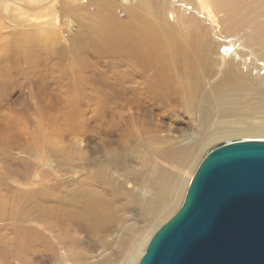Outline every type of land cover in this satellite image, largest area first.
<instances>
[{"label":"bare ground","instance_id":"1","mask_svg":"<svg viewBox=\"0 0 264 264\" xmlns=\"http://www.w3.org/2000/svg\"><path fill=\"white\" fill-rule=\"evenodd\" d=\"M20 1L40 10H30L32 13H29L23 9L26 5L20 7L17 4L14 17L37 21V29L17 32L16 47H10L9 51L16 50V59L25 66L14 65V62L13 67L9 66L12 68L1 69L0 83L20 73L29 78L30 72L35 73L40 68L47 70L54 64L61 80L78 79L80 76L91 79L94 76L87 74L89 70L83 67L87 65L83 54L92 45L93 55L97 60L102 59L105 67L104 71L97 72L99 126L104 123L106 113L118 118L114 125L102 128L107 144L115 143L117 148L111 149L104 140V146L98 149L102 156L97 161V177L94 178L97 182L96 196L86 189L87 192L71 198V208H47V225L57 231L53 236L58 241H65L67 247L64 252H54L52 243L49 245L51 252H40L42 242L39 240L40 243H34V252H0V264H14L29 253L42 264H138L153 234L181 206L198 165L197 159L208 146L223 139L264 140V24L259 28L262 42L258 49L249 48L239 38L218 35L216 43L221 47L222 57L220 55L217 59L213 58L211 42L204 41L205 26L199 20L203 18L199 15L204 13L202 10L216 0H198L200 6L197 8L193 0H170L168 2L172 4L178 2L174 17V10L167 12V0L153 1L152 4L146 0L129 8L130 19L127 21H122L114 13L115 5L120 4L124 8L123 0L119 3L100 0L97 10L83 17L96 22L90 41L79 38L69 46L61 43L66 39L57 30L60 16L54 7L46 4L37 8L47 0ZM75 1L80 0H66V3L72 6ZM95 1L91 0L89 5ZM169 13L174 20H169ZM205 13L206 17H211L209 12ZM97 15L101 17L98 22ZM70 19H64L68 33H72L74 28ZM37 45H40L39 50L46 52L45 56L39 55L41 51ZM66 51L73 54L74 66L80 65L70 66L72 75L68 74L65 66ZM235 56L244 64L255 63L257 76H252L253 73L245 66L233 68L230 60ZM217 64L222 66L221 75L210 83L211 90H206L204 85L210 74L215 72L210 66ZM231 69L236 71L233 76L226 75ZM74 71L83 74L73 76ZM229 82L236 91L223 94L222 90ZM249 92L254 95L256 104L244 109L245 101L240 94ZM215 98L223 99L228 118L214 120V117L225 114L221 111L214 113ZM73 104L78 103L75 101ZM122 106L127 107L126 118L116 111ZM165 118L181 122L184 128L193 127L194 131L171 133L163 130L160 123ZM129 160L137 161L138 166L126 165ZM112 168L116 173L120 170L116 178L123 176V182L132 186L130 190L111 176ZM184 168L189 170L187 177L181 173ZM10 205L0 206L1 219L8 215L16 220L13 200ZM41 211L37 215H41ZM129 216L143 224L137 226L132 222L124 225L120 243L117 236L108 239L119 225L129 220ZM69 230H81L84 236H66L65 231ZM17 231L15 228V235L7 241L16 249ZM96 239L97 252L95 245L91 250L88 247L96 243ZM115 245L120 247L117 251L114 250Z\"/></svg>","mask_w":264,"mask_h":264},{"label":"rangeland","instance_id":"2","mask_svg":"<svg viewBox=\"0 0 264 264\" xmlns=\"http://www.w3.org/2000/svg\"><path fill=\"white\" fill-rule=\"evenodd\" d=\"M90 1H75L71 6L66 3V0H47L46 3L37 6V8L46 6V4L54 7L53 9L60 16L57 30L60 31L58 32L61 33V37L66 39L65 42L62 41L61 43H66L70 46L72 41H77L75 39L80 38L83 41H90L89 37L96 30L95 20L92 21L91 18L84 19L83 17L89 13L93 14L101 1L97 0L89 5ZM119 1L116 0L117 3ZM149 1L152 4L153 1L162 2L163 0ZM123 2H125L124 8L126 9L117 4L114 6V13L122 21H127L130 19L129 8L140 2H146V0H123ZM192 2L196 8L200 6L198 0H193ZM168 3L167 12L178 10V2H173L174 4ZM17 4L20 7L26 5L27 7L23 9L29 11V13H32L30 10H40H37L36 6L24 4L20 0H0V79L3 76L1 69L12 68L14 62V65L25 66L22 62L19 64V60L16 59L18 57L16 50L13 51L11 49L9 51L10 47H13V49L16 47L14 41L17 42V34H19L17 32L22 29L23 31L25 29H37V26H35L37 21L14 17ZM189 5L191 6V4ZM171 7L175 8L172 9ZM174 11L173 17L177 15L176 11ZM202 12L204 13L199 15L203 18H199V20L205 26L204 41L211 42L213 58L218 59L221 55V47L216 43L218 35H229L239 38V41H244L249 48H259V43L262 42L259 37V28L264 24V0H216L214 3L210 2V5ZM205 12H209L211 17H206L207 14ZM171 15L172 13H169L167 17ZM68 18H71L70 20L74 24L72 33H68L64 25V19ZM100 18V15H97V22ZM169 20L172 21L174 19L170 17ZM61 43L56 44L55 47H58ZM37 46L39 50L40 45ZM93 48L92 45H89L83 54V61H86L88 65L83 67L89 70L87 74L94 76L91 79L80 76L77 77L78 79L61 80L55 69L56 64L53 67L49 63L53 68L49 66L50 69L47 70L40 68V70L36 71V69L35 73L30 72L27 75L29 78L20 73L17 77L8 78L0 83V206H9L13 200L15 204L13 208L16 215V220L8 217V215L4 216V219L0 218V252H34L33 247L36 246L34 243H40L39 240L42 242L40 252H51L49 249L51 243L53 244L54 252H64L65 247H67L64 243L65 241H58L53 236L57 231L51 230L47 225V208H71L73 207L70 203L71 198L75 194L81 195L83 191L87 192L86 189H90L92 196L97 195V182L94 178L96 179L97 177V161L101 160L102 156L99 150L104 146L103 142L105 140L102 128L114 125L118 118L106 113L104 123H102L101 127L99 126L101 119L97 117V72L104 71L105 67L102 59H98L99 63L97 56L93 55ZM39 52L40 56L46 55L44 50H39ZM20 53L22 54V52ZM72 56L71 52L67 53L66 51L65 66L68 74L71 75L72 71L70 70L73 68H70V66L75 65ZM229 58H232V56H229ZM12 60L13 62L11 63ZM230 62L233 68L241 67L242 69L245 66L247 70L253 73L252 76H257L255 63L244 64L236 56ZM210 67L215 72L210 74V79L204 85L205 89L209 91L211 90L210 83L221 75L220 69L222 66L217 64ZM233 72L236 71L231 69L226 72V75L233 76ZM82 74L74 71L73 76ZM222 76L225 75L223 74ZM231 82L223 88V94H230L236 91ZM75 86L77 95L75 94ZM240 95L245 101L244 109L250 106L253 107L256 104L252 93ZM75 101L78 104L74 105ZM213 102L215 114L218 111L225 113L214 117V120L220 121L228 118L229 113L226 111L227 108L223 104V99L215 98ZM116 111L125 116L128 110L126 106H122L117 108ZM160 124L164 126L163 130L167 129L171 133L187 130L194 131L193 127L184 128V124L179 121H172L170 118L162 119ZM230 141L232 140L223 139L208 146L201 153L202 155H199V159H197L198 165L211 149ZM105 144H107V141ZM107 146L111 147V149L117 148L115 143H109ZM103 153L106 154L107 152L103 151ZM127 161L125 164L128 166H138L137 161ZM198 165L196 164V168ZM110 171H112L110 172V174L112 173L111 176L113 178L115 176L116 182H122V186L128 190L132 188L129 182H123V176L116 178L120 170L116 173L115 169L112 168ZM188 172L187 168L181 171L186 177L189 175ZM40 209H42L41 215H37ZM129 217V220L123 225H119L117 231L108 239L117 236V242L120 243L121 238L119 236L123 232L124 225L132 222L137 226L143 224L142 221L136 222L131 219V216ZM63 225L64 222L61 226L63 227ZM15 228L18 230L17 249L7 242L10 237L15 235ZM65 235L83 237L84 232H81V230H69L65 231ZM95 241L96 243L94 242L88 247L91 250L92 246L95 245L97 252V239ZM45 246H48L47 249H45ZM114 248L117 251L120 247L115 245ZM27 255L25 259L20 258L14 264H42L32 254L29 253Z\"/></svg>","mask_w":264,"mask_h":264},{"label":"water","instance_id":"3","mask_svg":"<svg viewBox=\"0 0 264 264\" xmlns=\"http://www.w3.org/2000/svg\"><path fill=\"white\" fill-rule=\"evenodd\" d=\"M138 264H264V140L211 149Z\"/></svg>","mask_w":264,"mask_h":264}]
</instances>
